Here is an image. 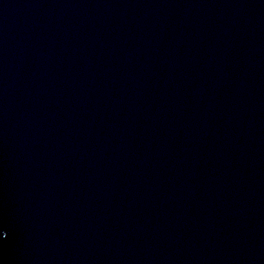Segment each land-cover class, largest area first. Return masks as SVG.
I'll use <instances>...</instances> for the list:
<instances>
[{"label":"water","instance_id":"1","mask_svg":"<svg viewBox=\"0 0 264 264\" xmlns=\"http://www.w3.org/2000/svg\"><path fill=\"white\" fill-rule=\"evenodd\" d=\"M0 264H264V0H0Z\"/></svg>","mask_w":264,"mask_h":264},{"label":"snow or ice","instance_id":"2","mask_svg":"<svg viewBox=\"0 0 264 264\" xmlns=\"http://www.w3.org/2000/svg\"><path fill=\"white\" fill-rule=\"evenodd\" d=\"M8 235L6 229L3 227L2 224H0V238L6 237Z\"/></svg>","mask_w":264,"mask_h":264}]
</instances>
